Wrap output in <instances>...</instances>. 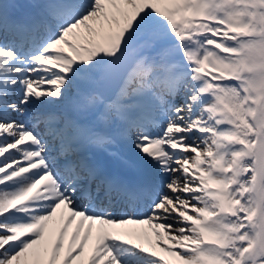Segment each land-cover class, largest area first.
<instances>
[{
    "label": "snow or ice",
    "instance_id": "snow-or-ice-1",
    "mask_svg": "<svg viewBox=\"0 0 264 264\" xmlns=\"http://www.w3.org/2000/svg\"><path fill=\"white\" fill-rule=\"evenodd\" d=\"M0 264H264V0H0Z\"/></svg>",
    "mask_w": 264,
    "mask_h": 264
}]
</instances>
